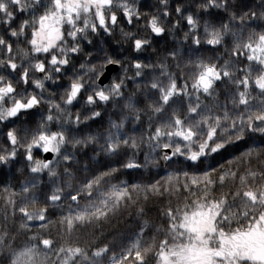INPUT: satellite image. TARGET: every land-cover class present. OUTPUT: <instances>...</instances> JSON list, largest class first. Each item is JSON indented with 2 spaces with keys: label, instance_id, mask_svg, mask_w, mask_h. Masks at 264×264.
Here are the masks:
<instances>
[{
  "label": "snow or ice",
  "instance_id": "snow-or-ice-1",
  "mask_svg": "<svg viewBox=\"0 0 264 264\" xmlns=\"http://www.w3.org/2000/svg\"><path fill=\"white\" fill-rule=\"evenodd\" d=\"M140 7L136 0H0V165L11 169L23 157L28 177L0 191L4 264H264V26L253 24L264 21V0L242 3L239 15L228 0ZM117 28L127 45L120 53L109 44ZM168 32H182L183 42L166 48L168 59L145 63L143 53ZM205 51L217 55H198ZM129 80L134 90L125 95ZM121 103L129 114L91 134L97 118L104 124L101 109ZM85 129L83 138L75 135ZM100 141L116 160L96 172L85 166L90 176L65 191L54 179L60 161L73 179L75 152L65 146ZM40 153L52 159L35 158ZM159 161L162 172L147 181L106 179L121 169H160ZM170 189L183 203L163 210L166 221L155 232L145 221L119 245L88 246L50 234L55 226L71 236L85 221L135 204L134 195ZM9 216L19 217L17 229L8 227ZM237 217L243 223L230 227Z\"/></svg>",
  "mask_w": 264,
  "mask_h": 264
},
{
  "label": "trees",
  "instance_id": "trees-1",
  "mask_svg": "<svg viewBox=\"0 0 264 264\" xmlns=\"http://www.w3.org/2000/svg\"><path fill=\"white\" fill-rule=\"evenodd\" d=\"M237 2H248L254 3L255 0H236ZM243 10V9H242ZM246 10V9H244ZM257 25L264 26V21L256 20ZM143 99V98H142ZM143 107V105H142ZM104 112V124L100 125L99 118H97V123L92 125L91 134L100 136L104 133L105 129L108 126V121L111 119H119L120 116L128 115L129 110L123 109V107L119 110H116L114 115L110 117V109H101ZM73 114L77 111V109L71 110ZM129 128L133 127V125L129 124ZM143 129L138 128L136 132L137 138L142 132ZM88 132L87 129L84 130V133H76L75 135L79 138H83L84 134ZM132 135V133H129ZM100 141L89 143L85 146H78L75 150L72 149L71 145L68 144L65 147L68 151L75 152L72 160V168L71 175L73 179L69 181L64 174V163L60 161L57 164V179L60 184L65 185V191H70L71 189L67 187L68 184H71L73 187L78 186V182L85 177L90 176V172H85L83 169L87 166L91 169V172H96L103 170V167L108 165L110 162L116 160L115 156L105 157L102 149L100 148ZM99 152V156L96 153ZM227 155L219 154L214 157L215 161H220L222 158H227ZM141 159L143 156L141 154ZM20 161V160H19ZM213 163V158H209L207 161L199 162V167L204 168L208 164ZM23 162L20 161L16 163L14 166L9 169L8 166H0V191H3L4 185H15L23 180L28 179V177L24 174L25 167L23 166ZM180 164L183 166H190L182 159H180ZM175 167V166H174ZM155 169L149 165L146 169H141L140 171H131V170H119L118 173L114 174L113 177L106 178L110 183H118L120 180H125L128 182H144L151 179V176L155 175L156 172H162V167ZM44 176V183H48V177L46 172L42 174ZM230 185H226L224 190L227 191ZM50 190V189H49ZM133 199L136 201L135 204H120L116 207L111 208L106 212L105 216L101 217L99 220L93 218L92 220L85 221L83 225L78 227L76 231H74L71 236H68L66 232L60 231L55 226H50V234L54 240L58 243L64 242L65 240H70L74 243H79L84 246H88L90 244H115L119 245L123 238L131 235V233L136 230L137 224L141 222H147L148 226L153 228V232L157 227H162L164 221H166V217L162 215L163 210L171 204L174 208L178 204L183 203V197L177 196V194H173L171 189L168 193H161L160 195H153L149 193L147 195V199H145L144 195L133 196ZM88 198L85 197L81 200V205L84 206L87 203ZM19 204V198H18ZM139 207L142 209L141 213L136 212V208ZM4 206L3 201L0 200V231L4 230ZM53 212L58 210H51ZM57 217L54 215L52 219H56ZM20 219L16 217L15 220L11 216L8 217V227L11 229H17L19 225ZM243 223L242 218H233V221L230 227H237L239 224ZM229 225H225V228H228ZM138 230V229H137ZM153 233L148 232V238H151ZM18 239H23L22 236H18ZM150 256V254H149ZM0 264H4L3 254H0ZM103 264H108V261L105 260Z\"/></svg>",
  "mask_w": 264,
  "mask_h": 264
},
{
  "label": "flooded vegetation",
  "instance_id": "flooded-vegetation-1",
  "mask_svg": "<svg viewBox=\"0 0 264 264\" xmlns=\"http://www.w3.org/2000/svg\"><path fill=\"white\" fill-rule=\"evenodd\" d=\"M169 2L172 5V8L174 10L175 0H169ZM191 2H192V0H185V3H191ZM136 3H137V6H140V5L143 6V7H140L141 13H147L150 10L153 12L155 11V8L153 6L158 5V0H136ZM228 4L235 11V13L237 15H239L240 12L242 11L241 2H237L236 0H228ZM193 10L195 11L194 7H193ZM253 24L257 25V23L255 21L253 22ZM123 26L125 28L132 27V26L128 25L127 22H125ZM29 34H30V31H29ZM201 35H203L202 25H201ZM181 38H182V32L180 33V37H177L176 35H174L171 32H168L167 34H162L160 37H157L156 39L158 40V43L150 45L149 48L143 53L144 62L145 63H152L153 65H155L158 62H161V61L168 59L166 48L170 49L173 45H176L178 42H183ZM230 40H231V35L229 36V44L231 42ZM21 43H23V41H21ZM109 44H110L111 48H114L116 50L117 53L122 52V50L127 47V45L124 43V41L122 40V38L120 36L119 28H117V30H116L115 38H109ZM105 47L107 48L108 45H105ZM187 47H188V45L185 44V48H187ZM205 47H208V46H205ZM221 51H223V47H221ZM224 54L227 55V53H224ZM198 55L202 56L204 59H214L216 57L217 53L205 51V52L199 53ZM168 62L170 63L172 70L175 71L177 73V75H179V69L176 68L175 62L171 61L170 58H169ZM145 71H148L150 74L152 72L151 69H145ZM129 75H132V73H130ZM156 75H158V72L156 73ZM149 78H151V75ZM223 89H224V86L222 85L221 91H223ZM133 90H134V85L129 80L128 81V89H126L125 95H128V93L130 91H133ZM37 91H39V90H37ZM142 98L143 97L141 95V99ZM222 99L223 98L221 97V100ZM122 107H123L122 103L115 108H113L111 105H109L108 108L110 109V117H112L114 115L116 110H119V108L121 109ZM124 111H125V109H124ZM35 118L36 117H33V119H35ZM36 119L38 120L39 117H37ZM245 141L249 142L247 137L245 138ZM257 142H259V141H257ZM231 152H232V149L229 148L227 151L223 152L222 154L228 156L229 153H231ZM44 155H45L44 153H40L39 156H37L35 158H43ZM50 155H51L50 159H52V154L50 153ZM19 160L24 163L23 166L24 165L26 166L27 161H25L23 159V157H17L16 163L20 162ZM0 166L3 167L2 165H0Z\"/></svg>",
  "mask_w": 264,
  "mask_h": 264
},
{
  "label": "water",
  "instance_id": "water-1",
  "mask_svg": "<svg viewBox=\"0 0 264 264\" xmlns=\"http://www.w3.org/2000/svg\"><path fill=\"white\" fill-rule=\"evenodd\" d=\"M45 156H46L48 159H50V158H51V155H50V153H48V154H45V155H44V157H45ZM190 163H191V162H190ZM160 164H161V166H162V167H164V162H163V161H160Z\"/></svg>",
  "mask_w": 264,
  "mask_h": 264
},
{
  "label": "rangeland",
  "instance_id": "rangeland-1",
  "mask_svg": "<svg viewBox=\"0 0 264 264\" xmlns=\"http://www.w3.org/2000/svg\"><path fill=\"white\" fill-rule=\"evenodd\" d=\"M261 250H264V248H261Z\"/></svg>",
  "mask_w": 264,
  "mask_h": 264
}]
</instances>
